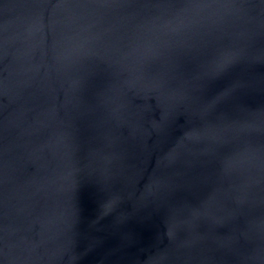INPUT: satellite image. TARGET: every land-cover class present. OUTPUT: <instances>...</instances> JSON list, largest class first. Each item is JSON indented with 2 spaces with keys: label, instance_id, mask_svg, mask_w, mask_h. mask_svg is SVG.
<instances>
[{
  "label": "water",
  "instance_id": "95a60500",
  "mask_svg": "<svg viewBox=\"0 0 264 264\" xmlns=\"http://www.w3.org/2000/svg\"><path fill=\"white\" fill-rule=\"evenodd\" d=\"M0 264H264V0H0Z\"/></svg>",
  "mask_w": 264,
  "mask_h": 264
},
{
  "label": "snow or ice",
  "instance_id": "6c2138e0",
  "mask_svg": "<svg viewBox=\"0 0 264 264\" xmlns=\"http://www.w3.org/2000/svg\"><path fill=\"white\" fill-rule=\"evenodd\" d=\"M240 86H241L240 83L237 82L233 87H240Z\"/></svg>",
  "mask_w": 264,
  "mask_h": 264
}]
</instances>
